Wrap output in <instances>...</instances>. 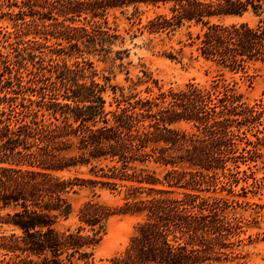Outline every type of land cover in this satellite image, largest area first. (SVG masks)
Masks as SVG:
<instances>
[{"label": "trees", "instance_id": "trees-1", "mask_svg": "<svg viewBox=\"0 0 264 264\" xmlns=\"http://www.w3.org/2000/svg\"><path fill=\"white\" fill-rule=\"evenodd\" d=\"M13 6L0 0V17ZM142 7L154 11L144 26L149 35L199 27L189 46L205 61L231 71L264 62V0H24L11 31L0 26V43L9 42L14 53L0 49V224L11 229L0 234V264H96L108 220L125 214L142 219L111 264L238 258L234 248L249 220L228 214L241 205L230 197L255 195L264 185L256 177L264 100L250 104L217 81L159 87L156 96L142 97L136 89L150 79L146 72V80L126 79L125 87L106 76L98 81L86 60L73 66L58 60L108 56L119 38L109 16L131 9L138 17ZM244 16L255 25L213 22ZM125 52L117 51V59ZM72 168L86 172L60 176ZM74 188L90 197L76 224L61 229ZM103 192L120 203L102 202Z\"/></svg>", "mask_w": 264, "mask_h": 264}, {"label": "rangeland", "instance_id": "rangeland-1", "mask_svg": "<svg viewBox=\"0 0 264 264\" xmlns=\"http://www.w3.org/2000/svg\"><path fill=\"white\" fill-rule=\"evenodd\" d=\"M16 6L10 10L4 9L5 15L0 17V26L7 27L11 31V16L17 12L18 7L23 5L24 0H12ZM18 6V7H17ZM142 13L138 17L132 15L131 9L126 14L116 12L107 19V26L111 32L119 35L117 41L111 49V54L106 57L85 52L82 57L61 56L59 61L67 62L73 66L76 62L86 60L92 63L93 68L97 71L98 81L102 82L103 77H109L112 85L127 87L131 81L138 78L146 80L143 73L146 72L149 80L137 87L142 97H153L158 93L159 87L162 90L183 88L188 83H198L200 85H209L213 81L220 84L233 87L236 92L240 93L250 104L255 101L264 100V62L250 64L244 71H231L215 63L208 62L200 58L194 46H189L191 40L189 34L194 38L200 32L199 27L186 29L185 27L169 35L153 36L149 35L144 29L147 21L153 17L154 11L149 8H141ZM10 12L11 14H6ZM249 22L255 25V20L250 16L242 18L226 17L214 19L213 22L224 24ZM103 23V21L101 22ZM50 44H54L51 42ZM56 46V45H54ZM66 51L67 43H63ZM0 49L3 53L14 57L13 49L9 42L2 39ZM117 51H126L122 53V60L117 59ZM70 52V51H69ZM168 53H172L174 58H169ZM146 88L151 93L146 92ZM127 94V91H125ZM109 94V93H108ZM32 99H36L33 97ZM107 102H112V95L106 97ZM117 99L121 98L117 95ZM115 103L113 102V108ZM106 109H111L106 104ZM47 115L44 110L40 112ZM179 127L184 128V125ZM250 138L251 135L248 134ZM253 139V138H252ZM155 168V167H154ZM157 174H162V169L155 168ZM86 172L85 168H72L60 174L67 179L75 176L82 177ZM256 177H264V157L256 168ZM204 196L211 194L204 193ZM90 197L89 190L85 188H74L68 194V199L72 206V213L67 219L58 223L59 228L73 227L77 222V211L82 204ZM238 199L240 206L229 209V215L242 216L249 220L245 233L241 236L243 243L234 248L239 254L238 258H230L227 261L216 264H264V185L255 195L248 194L246 198L230 197ZM100 200L108 205H117L120 203L118 197L108 193H101ZM142 219L139 215L125 214L112 216L107 224L106 231L102 242L97 249L96 264H111V259L119 256L126 248L129 238L133 235L135 227ZM10 228L0 224V234L10 232Z\"/></svg>", "mask_w": 264, "mask_h": 264}]
</instances>
